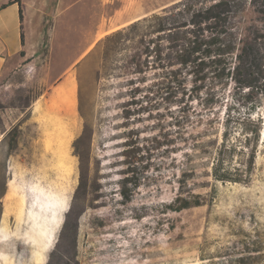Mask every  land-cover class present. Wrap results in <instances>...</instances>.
I'll list each match as a JSON object with an SVG mask.
<instances>
[{
    "label": "rangeland",
    "instance_id": "rangeland-1",
    "mask_svg": "<svg viewBox=\"0 0 264 264\" xmlns=\"http://www.w3.org/2000/svg\"><path fill=\"white\" fill-rule=\"evenodd\" d=\"M176 1L22 0L29 55L0 79V160L17 142L0 256L15 264H264V97L252 114L232 105L225 128L224 104L207 110L191 101L182 111L161 98L144 110L131 103L135 89L161 93L158 71L132 85L98 72L95 47L106 34ZM70 72L48 112L51 91ZM247 118L261 121L249 171ZM215 166L230 180H214ZM179 196L200 205L168 209ZM253 239L258 260L247 248Z\"/></svg>",
    "mask_w": 264,
    "mask_h": 264
},
{
    "label": "trees",
    "instance_id": "trees-1",
    "mask_svg": "<svg viewBox=\"0 0 264 264\" xmlns=\"http://www.w3.org/2000/svg\"><path fill=\"white\" fill-rule=\"evenodd\" d=\"M16 1L19 0L8 3ZM19 16L22 19L21 7ZM95 50L100 53L98 72L103 76H126L128 84H144L147 73L158 71L165 79L158 84L161 93L152 87L146 88L144 94L138 89L130 93L131 103L139 105V109L144 110L160 98L182 111L191 101H200L207 110L224 104L226 128L232 105H247L252 114L264 97V0H178L106 34ZM226 95L230 104L224 103ZM260 123L259 119L257 123L250 121L243 128L246 146L250 148L247 171L259 139ZM16 146V139L12 138L0 160V219L8 181L7 159ZM211 176L216 181L230 180L228 173H221L218 166L212 168ZM121 183L136 186L131 178H124ZM119 193L122 199L128 198L123 187ZM197 205L200 202L191 203L179 196L168 209L179 212ZM10 208L9 204L4 210L8 212ZM14 211L23 223L27 215L23 198L16 202ZM15 236L22 239L18 233ZM247 248L258 260L263 249L256 240L248 242ZM0 259L15 264L4 254ZM239 262L247 264L246 258Z\"/></svg>",
    "mask_w": 264,
    "mask_h": 264
},
{
    "label": "crops",
    "instance_id": "crops-1",
    "mask_svg": "<svg viewBox=\"0 0 264 264\" xmlns=\"http://www.w3.org/2000/svg\"><path fill=\"white\" fill-rule=\"evenodd\" d=\"M10 0H0V79L9 74L28 58L25 51L26 41L23 34L22 19L19 8L22 10V0L8 3ZM20 4V5H19ZM68 78H73L72 72L59 80L51 91V105L46 110L52 113L59 98L63 95ZM76 93V88H75Z\"/></svg>",
    "mask_w": 264,
    "mask_h": 264
}]
</instances>
